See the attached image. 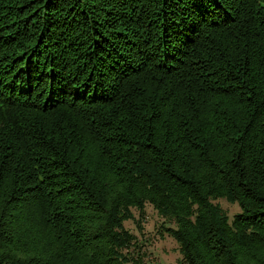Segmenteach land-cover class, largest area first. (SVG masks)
Wrapping results in <instances>:
<instances>
[{"label":"trees","instance_id":"16d2710c","mask_svg":"<svg viewBox=\"0 0 264 264\" xmlns=\"http://www.w3.org/2000/svg\"><path fill=\"white\" fill-rule=\"evenodd\" d=\"M160 235L264 264V0H0V264Z\"/></svg>","mask_w":264,"mask_h":264},{"label":"rangeland","instance_id":"374dc122","mask_svg":"<svg viewBox=\"0 0 264 264\" xmlns=\"http://www.w3.org/2000/svg\"><path fill=\"white\" fill-rule=\"evenodd\" d=\"M222 205L229 211L230 215L233 216L239 211L237 204L227 202L226 200H220ZM157 218L154 214H149L148 222H146V227L149 231L154 230V225ZM131 228V224H129ZM154 238L152 233L147 234ZM149 253L151 254L150 260H147L148 264H178V259L181 257L178 250V243L174 238L170 236H158L155 238L152 244L149 246Z\"/></svg>","mask_w":264,"mask_h":264}]
</instances>
